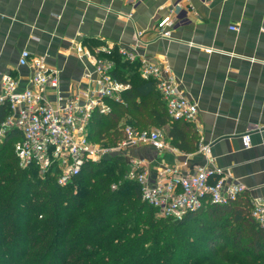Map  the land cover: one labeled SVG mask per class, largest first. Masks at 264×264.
Returning <instances> with one entry per match:
<instances>
[{
	"label": "crops",
	"instance_id": "0c3cea01",
	"mask_svg": "<svg viewBox=\"0 0 264 264\" xmlns=\"http://www.w3.org/2000/svg\"><path fill=\"white\" fill-rule=\"evenodd\" d=\"M167 14L187 18L163 39L155 24ZM84 40L96 41V53L125 49L157 65L196 104L183 129L192 150L171 145L167 126L156 128L169 149L139 143L128 150L150 180L166 165L182 173L204 167L210 179L242 184L238 197H264V0H0V72L21 85L30 75L17 65L22 50L58 71L63 96L87 85L84 74L93 70L81 56L92 50Z\"/></svg>",
	"mask_w": 264,
	"mask_h": 264
},
{
	"label": "trees",
	"instance_id": "16d2710c",
	"mask_svg": "<svg viewBox=\"0 0 264 264\" xmlns=\"http://www.w3.org/2000/svg\"><path fill=\"white\" fill-rule=\"evenodd\" d=\"M83 43L112 63L113 78L129 84L121 101H108V113H93L91 141L113 144L123 124L167 126L171 145L193 149L187 123L169 118L155 80L140 77L137 60H125L116 48L96 53V41ZM17 139L12 131L0 142V264H264V233L247 199L205 204L178 220L156 217L137 183L126 179L122 157L88 162L59 186L55 176L18 165Z\"/></svg>",
	"mask_w": 264,
	"mask_h": 264
},
{
	"label": "built area",
	"instance_id": "2783aa9c",
	"mask_svg": "<svg viewBox=\"0 0 264 264\" xmlns=\"http://www.w3.org/2000/svg\"><path fill=\"white\" fill-rule=\"evenodd\" d=\"M137 1L131 0L132 4ZM186 18L173 19L170 14L160 17L155 24L156 35L168 39L174 27L184 23ZM211 51L205 49L207 53ZM118 53L129 62L138 61L141 78L155 80L169 118L184 122L195 119L196 104L181 94L175 79L162 76L157 65L138 58L132 51L118 49ZM81 57L93 71L84 74L87 85L79 86L78 91L68 96L61 94L58 71L49 67L44 57L32 56L27 50H22L17 59V65L30 72L25 85L12 74L0 72V112L4 113L0 139L12 131L18 134L13 151L21 168L34 166L39 175H53L59 186H65L84 164L123 154L128 164L125 177L137 183L141 200L152 207L158 217L177 220L205 204H228L246 191L242 184H226L222 177L210 179L211 174L204 167L182 173L174 165H166L150 180L144 161L128 157L127 152L139 143H147L157 151L169 149L156 128L137 129L123 124L121 135L113 144L91 141L87 130L93 113H108V101H121V94L129 84L111 76L109 60L89 51L83 52ZM241 141L243 148H249L248 134H244ZM200 151L209 154L207 146H201ZM249 214L264 233V197L249 199Z\"/></svg>",
	"mask_w": 264,
	"mask_h": 264
},
{
	"label": "rangeland",
	"instance_id": "374dc122",
	"mask_svg": "<svg viewBox=\"0 0 264 264\" xmlns=\"http://www.w3.org/2000/svg\"><path fill=\"white\" fill-rule=\"evenodd\" d=\"M150 127L153 128L154 126H151V125H150ZM155 128H156V127H155ZM156 129H157V128H156ZM1 140H2V139H0V142H1ZM13 153H14V151H13ZM121 156L124 158V159H123L124 161L127 159L126 156H124L123 154H121ZM125 164H126L125 168L127 169V168H128V164H127L126 161H125ZM126 171H127V170H126ZM154 214H155V213H154ZM155 216L158 217L156 214H155Z\"/></svg>",
	"mask_w": 264,
	"mask_h": 264
}]
</instances>
